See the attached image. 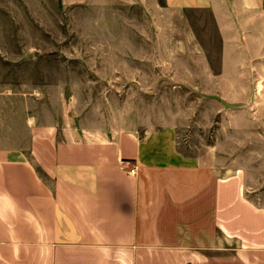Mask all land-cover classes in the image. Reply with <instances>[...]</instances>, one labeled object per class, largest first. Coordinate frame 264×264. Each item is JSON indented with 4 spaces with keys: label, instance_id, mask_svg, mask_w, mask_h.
<instances>
[{
    "label": "crops",
    "instance_id": "obj_1",
    "mask_svg": "<svg viewBox=\"0 0 264 264\" xmlns=\"http://www.w3.org/2000/svg\"><path fill=\"white\" fill-rule=\"evenodd\" d=\"M62 1L106 17L92 31L117 52L92 65L127 67L93 72L92 96H171L180 83L207 101L205 123L231 113L249 134L264 129V0ZM131 9L146 25L128 26ZM150 41L154 55L129 53ZM54 81L0 87V264H264V197L247 179L256 152L221 151L220 138L210 156L182 151L192 107L69 115L64 75Z\"/></svg>",
    "mask_w": 264,
    "mask_h": 264
},
{
    "label": "rangeland",
    "instance_id": "obj_2",
    "mask_svg": "<svg viewBox=\"0 0 264 264\" xmlns=\"http://www.w3.org/2000/svg\"><path fill=\"white\" fill-rule=\"evenodd\" d=\"M128 17L126 20L132 21L128 26L138 22L146 25V18L144 19L138 9H131ZM103 23H106V17L93 15L92 1H12L10 6L0 10V87L11 85L22 88L25 84H39L44 81L55 83L57 74L64 75L65 111L69 115H74V112L80 109L87 110L92 106L98 107L106 103L114 106L127 103L130 106L139 104L145 107L172 105L177 111H185L186 107H192L194 113L186 121L187 127L182 131V151L189 155L210 156L215 143L220 138L221 143L218 147L221 151L241 152V154L256 152L258 160L252 161L254 167L247 179L256 186L257 195L264 197L263 128L257 129L254 134H249L247 129H239L234 114L231 113L223 114V119L212 115L205 123V118H201L199 111L206 108L207 101L197 96L186 95L180 83H177L178 91L171 96L153 97L150 93L142 97L127 96L122 90L116 89H113L114 96L107 97L108 101L104 97L92 96L93 72H112L120 71L122 67L127 68L112 64L92 65V57H101L104 62L106 57L115 56L117 52L115 49L112 52L101 43L104 41V34H95L92 31L95 24ZM151 45L150 41L148 43L150 47L146 45L143 49H130L129 53L134 54L139 51L144 55H154ZM161 52L163 53L162 50ZM137 68L143 69L151 76L154 67L128 66L129 72L132 71L131 69L136 71ZM132 83L136 84L133 81L129 82ZM145 83L157 84L153 80ZM111 84H119V82H111ZM163 88L162 93H166L168 90ZM86 115H88L87 111ZM249 136H255L259 142L246 143L249 142ZM233 139L237 143L233 144ZM260 157L262 159H259Z\"/></svg>",
    "mask_w": 264,
    "mask_h": 264
},
{
    "label": "built area",
    "instance_id": "obj_3",
    "mask_svg": "<svg viewBox=\"0 0 264 264\" xmlns=\"http://www.w3.org/2000/svg\"><path fill=\"white\" fill-rule=\"evenodd\" d=\"M137 171H138L137 166L131 165L128 173L131 174V175H135L137 173Z\"/></svg>",
    "mask_w": 264,
    "mask_h": 264
}]
</instances>
